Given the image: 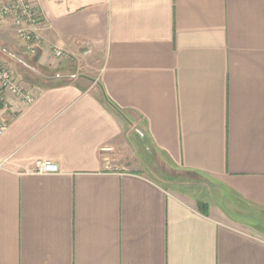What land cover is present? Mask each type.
Wrapping results in <instances>:
<instances>
[{
    "label": "crops",
    "instance_id": "1",
    "mask_svg": "<svg viewBox=\"0 0 264 264\" xmlns=\"http://www.w3.org/2000/svg\"><path fill=\"white\" fill-rule=\"evenodd\" d=\"M35 3V51L0 26L35 96L0 108V264H264V0Z\"/></svg>",
    "mask_w": 264,
    "mask_h": 264
},
{
    "label": "built area",
    "instance_id": "2",
    "mask_svg": "<svg viewBox=\"0 0 264 264\" xmlns=\"http://www.w3.org/2000/svg\"><path fill=\"white\" fill-rule=\"evenodd\" d=\"M35 2L36 0H0V26H12L19 38L27 43L30 51H35L40 42V35L34 27L41 21V15ZM53 51L56 56H63V49L55 47ZM9 94L23 105H29L35 100L32 91L23 88L15 73L0 60V108L9 107ZM6 127V123L0 120V134ZM33 172L42 175L56 174L59 168L51 160H40L35 164Z\"/></svg>",
    "mask_w": 264,
    "mask_h": 264
},
{
    "label": "rangeland",
    "instance_id": "3",
    "mask_svg": "<svg viewBox=\"0 0 264 264\" xmlns=\"http://www.w3.org/2000/svg\"><path fill=\"white\" fill-rule=\"evenodd\" d=\"M130 148H131V151L134 152L135 147L130 145ZM152 162H153L155 169H153L152 167L151 169H147V174L150 177L155 178L157 181H159L164 186L170 187V185L177 183L176 180H179L178 182L180 184H183L181 182H188V183H184L183 185L193 184L194 186H200L201 188H205V186H203L205 184L206 186L209 185L207 182H205L204 184L201 176H198L196 174L187 173L184 171H176L172 169L171 167H169L168 165H164L162 162L154 158H152ZM197 189H199L198 191L202 190L205 192L204 189H200L199 187ZM203 197L206 198V196H203Z\"/></svg>",
    "mask_w": 264,
    "mask_h": 264
}]
</instances>
